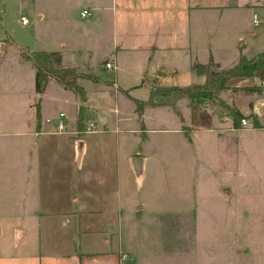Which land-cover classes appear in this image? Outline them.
<instances>
[{
    "label": "crops",
    "instance_id": "obj_1",
    "mask_svg": "<svg viewBox=\"0 0 264 264\" xmlns=\"http://www.w3.org/2000/svg\"><path fill=\"white\" fill-rule=\"evenodd\" d=\"M6 11L0 0V48L17 46L35 78ZM39 51L59 52L62 66L95 79H78L84 101L55 80L41 96L35 89L24 128L0 98V138L13 142L0 151V264H177L189 224L211 225L213 264H264V128H240L230 108L216 112L219 100L198 106L157 94L150 102L152 84H204L195 66L213 59L228 69L263 52L264 0H55V46ZM4 53L0 89L10 91L17 77L1 84ZM114 56L115 72L105 67ZM263 76L232 77L219 92L257 126ZM139 186L147 194L136 204Z\"/></svg>",
    "mask_w": 264,
    "mask_h": 264
},
{
    "label": "rangeland",
    "instance_id": "obj_2",
    "mask_svg": "<svg viewBox=\"0 0 264 264\" xmlns=\"http://www.w3.org/2000/svg\"><path fill=\"white\" fill-rule=\"evenodd\" d=\"M25 5L23 12L22 8H20L21 5ZM48 9V10H47ZM50 10V13H49ZM47 12V13H46ZM45 14L41 19L38 20V15ZM22 14H24L26 17L30 19V23L28 25H23L22 23ZM81 21V20H80ZM78 21L77 28H82V22ZM4 24L7 26V29L9 32L14 36V38L17 40V42L23 44L28 50L34 51V50H40L42 47H53L55 46V0H35L32 2V0H7V11L4 15ZM6 53V57L4 59V63L1 68V72H4L6 75L5 77H2L1 84L6 82L7 74L8 73H16V84H14L13 87H9L10 91L0 89V98L8 99L11 103L12 107V115L9 118L11 121H20V126L22 128L25 127V122L29 119H32L35 115L31 113L30 115V107H29V100L32 103L35 100V78H34V72L33 69L30 70L27 64L23 63V59L21 58L20 51L18 50V47L15 48L13 45L7 46L6 49H3L2 46L0 48V52ZM4 53V54H5ZM3 69V71H2ZM216 70H219L216 68ZM36 75V72H35ZM264 80L261 78V80H258V83L260 87H262V82ZM12 86V84H11ZM155 88L157 89L156 85ZM18 89H20V92H18ZM224 90V89H223ZM222 91V90H220ZM219 91V92H220ZM168 98H172L173 100H178L180 98H186V97H180L177 94H171L169 96H165ZM218 98L220 101L214 100V102H218L220 105L216 107V112H221L222 108V102L225 103L220 97L218 93ZM211 100H207L205 102H209ZM205 102L195 104L198 106H201ZM18 107V108H17ZM21 107V108H20ZM70 108V106H68ZM233 109L232 107H230ZM230 109V110H231ZM223 116L230 115L229 111L223 109L222 111ZM31 122V121H30ZM19 126V125H18ZM18 128V127H17ZM7 141L6 139L0 138V147L1 152H5L6 147L10 144H13V142L4 143ZM15 144H19L18 141L14 142ZM25 148H23V151ZM3 152V153H4ZM6 162L3 158H0V164ZM20 161H16V164L18 165ZM22 163V161H21ZM186 163V162H185ZM184 163V164H185ZM182 167L187 168L186 165H183ZM34 169V167L32 166ZM191 170L194 171V168ZM174 170V169H173ZM179 170V168H178ZM187 173H185V176L187 177L188 183L194 182V172H189L188 168L186 169ZM138 192V190H137ZM139 199L135 201L134 203L140 204L143 201V198L146 196V189L141 190L139 186ZM158 193L156 194V196ZM155 196V197H156ZM150 196L147 195L146 198H149ZM23 227L25 225H22ZM179 226V225H176ZM261 226V225H259ZM26 228V227H25ZM38 228H40V225H31L30 227H27L26 229L28 232H37ZM165 232V229H164ZM207 234L202 239V233ZM151 233L155 234V237H157V233L155 230H153ZM150 233V236H151ZM211 225L206 224H189L186 232H183V238L186 237V244H187V254L182 255L181 257L178 255L174 261L177 264H213V248H212V240H211ZM166 234V233H165ZM178 236V231H177ZM185 241V238L183 239ZM23 247V246H22ZM165 249V247H164ZM157 256V255H155ZM161 257V256H160ZM154 260V259H153ZM151 263V261H148L146 264H167L168 260L165 262L155 260ZM181 261V263H180ZM169 264V263H168ZM172 264H175L174 262Z\"/></svg>",
    "mask_w": 264,
    "mask_h": 264
},
{
    "label": "trees",
    "instance_id": "obj_3",
    "mask_svg": "<svg viewBox=\"0 0 264 264\" xmlns=\"http://www.w3.org/2000/svg\"><path fill=\"white\" fill-rule=\"evenodd\" d=\"M22 56L25 59L31 60L35 70V89L41 96L46 89V85L50 80L57 81L60 85L66 89L72 90L77 93L81 100L86 99V91L83 86L78 82L81 77H87L95 79L94 75L80 73L74 67L62 66V58L59 52L48 51H30L27 48H21ZM213 59L208 64H199L195 66V69L199 74L206 75V82L204 84H194L186 87H170V88H158L153 92L150 102L153 103L152 98L154 95L169 96L171 94H177L180 97H186L189 99L191 105L199 104L207 100H219L218 93L220 90L227 88L228 81L235 76H247L251 77L258 70H264V51L260 52L253 58H248L245 55H241L238 63L228 69L216 70L218 68ZM40 100L37 102V117L40 119ZM139 109L142 108V103H137ZM223 106L230 108L229 105L223 103ZM231 109V108H230ZM84 108L81 107L78 115V125L80 128L84 126ZM233 112L236 122L240 123L244 118L238 111ZM256 125L259 124L258 119H255Z\"/></svg>",
    "mask_w": 264,
    "mask_h": 264
},
{
    "label": "built area",
    "instance_id": "obj_4",
    "mask_svg": "<svg viewBox=\"0 0 264 264\" xmlns=\"http://www.w3.org/2000/svg\"><path fill=\"white\" fill-rule=\"evenodd\" d=\"M91 12L87 9L83 10L81 12V16L82 17H87L88 15H90ZM22 23L24 25L28 24L29 23V19L27 17H22ZM254 23L256 25H258L260 23V20L258 18V15L255 14L254 15ZM105 67L110 70V71H113L115 72L118 68V65H117V61H116V58L115 56L109 60L106 61L105 63ZM262 87H263V90H264V80L262 82ZM152 88L155 89V85L152 84ZM257 112L259 113L258 115H256V117H260L262 118L263 122L261 125L257 126L256 125V121H255V118H251V117H244L241 119L240 121V128L242 129H257V128H264V99L260 100L259 104L257 105ZM63 115V114H61ZM225 118H228V117H225ZM63 128V124L60 123V129ZM89 131H94L93 129H89Z\"/></svg>",
    "mask_w": 264,
    "mask_h": 264
}]
</instances>
